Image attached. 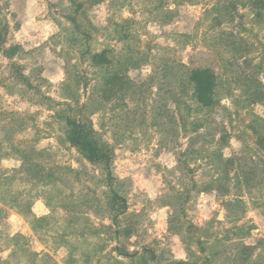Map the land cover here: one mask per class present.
<instances>
[{
  "label": "rangeland",
  "instance_id": "obj_1",
  "mask_svg": "<svg viewBox=\"0 0 264 264\" xmlns=\"http://www.w3.org/2000/svg\"><path fill=\"white\" fill-rule=\"evenodd\" d=\"M251 4L0 0V264H264V11ZM104 49L136 65L122 98L101 100ZM197 67L218 76L211 108L186 81ZM67 116L110 145L129 238L108 227L102 168L67 140Z\"/></svg>",
  "mask_w": 264,
  "mask_h": 264
},
{
  "label": "trees",
  "instance_id": "obj_2",
  "mask_svg": "<svg viewBox=\"0 0 264 264\" xmlns=\"http://www.w3.org/2000/svg\"><path fill=\"white\" fill-rule=\"evenodd\" d=\"M253 9L264 11V0H252ZM256 15L259 13L256 12ZM18 47H11L7 52V56L11 57L17 51ZM109 49H104L100 52L91 55V61L98 69L103 70V86L101 89V100H109L116 93L121 92L122 98L126 94L128 88H132L128 77H125V72L128 68H136V65L129 63V57H121L114 60L109 57ZM116 62V63H115ZM115 63V64H114ZM128 65V66H127ZM125 69V70H124ZM124 70L122 74L121 71ZM186 81L192 87V97L202 109L211 108L216 102V90L218 87V76L211 67L191 68L186 73ZM67 140L71 145L76 147L82 156L90 163L101 166V179L106 187L105 206L109 213L111 225L108 227L112 230V234L116 239L121 236L129 238L132 234L130 226L121 225L120 217L126 213L127 202L117 183H115L114 174L112 171L113 154L110 145L102 141L95 130L90 118H75L67 116L63 118ZM48 204L47 202H45ZM49 205V204H48ZM66 208V207H65ZM46 218H36L34 222H30V227L35 229ZM35 223V224H34ZM114 251L118 256L127 257L130 259L139 257L129 254L126 250H122L120 246L114 247ZM164 264H190L187 261L178 260Z\"/></svg>",
  "mask_w": 264,
  "mask_h": 264
}]
</instances>
